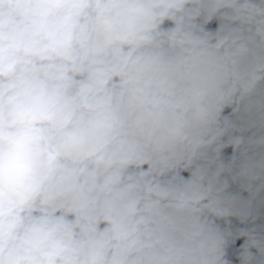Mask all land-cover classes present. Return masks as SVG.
Segmentation results:
<instances>
[{"label":"clouds","instance_id":"1","mask_svg":"<svg viewBox=\"0 0 264 264\" xmlns=\"http://www.w3.org/2000/svg\"><path fill=\"white\" fill-rule=\"evenodd\" d=\"M0 264H264V0H0Z\"/></svg>","mask_w":264,"mask_h":264}]
</instances>
